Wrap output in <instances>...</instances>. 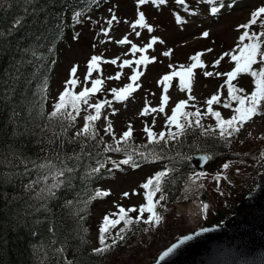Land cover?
<instances>
[{"label":"snow or ice","instance_id":"snow-or-ice-1","mask_svg":"<svg viewBox=\"0 0 264 264\" xmlns=\"http://www.w3.org/2000/svg\"><path fill=\"white\" fill-rule=\"evenodd\" d=\"M25 4H32L33 0H24ZM200 2H206L209 5H216L220 0H200ZM153 4L156 6L165 5L166 0H137V6H142L146 4ZM179 5H184L185 0H176ZM223 5L221 4V7ZM25 12L28 11L27 7L24 9ZM111 11V10H110ZM213 13H219V7H213L211 9ZM82 13H74L75 22H80V16ZM138 18L131 25L133 31L137 27L146 29L149 33L153 32V27L146 22L145 14L142 11L137 12ZM22 18L18 17L13 24L19 25ZM117 17L115 14L112 15L111 19L107 21L110 26L113 21H116ZM177 23H183L179 16L176 17ZM253 26H257L260 31L253 30ZM238 29H244V31L239 35L238 43L236 49L232 52L223 53L219 59L214 61L213 66H218L221 60L225 56L230 57V60L234 62V67L231 71L227 73L212 71H204L203 75L205 77L212 76H226L225 84L227 85V100L223 103L224 108H231L232 102L236 103V107L232 109L233 114L229 119H224L221 116L220 111H214L213 105L221 103V95L219 91L213 94L210 98L205 101L206 111L201 112L199 108L195 111L186 110L190 105L189 101L194 100L195 97L191 93V81L194 76V70L204 69L207 66L201 59L203 53L197 52L195 55L190 57L192 61L190 64L185 66L184 64L174 66L169 64L168 67L171 71L158 81L159 84L163 86V92L160 106L150 108L148 102L145 101V107L141 111V115H149L150 113H164L165 105H167L169 96L166 94L171 82L178 78L179 88L181 91L187 90L189 92L188 99L180 100L176 103L175 107L171 110V115H166L165 117V129L160 131L158 134L155 133L151 127L145 125L143 132L146 133L147 144L133 146L131 143L132 138V127L128 126V130L124 131L119 139H116L115 134L112 130L111 122L107 123L104 131L106 134L112 135L114 144L106 145L104 148L105 152H117L124 153V159L120 161H110L115 169H119L121 165H130L131 167H137L136 157L142 159H163L168 158L174 160L173 157L162 156L165 148L169 145V142L180 143L181 137H186L190 134H197L201 137H218L219 139L230 142V138L234 137L236 134L240 133L246 124L253 121L254 117L260 116L264 117V5L257 7L250 14V19L247 23L240 24L237 26ZM11 29H9V34ZM105 36L108 35V29H102ZM136 36L140 33L137 31ZM0 33V36H3ZM204 38L209 36L207 31L202 33ZM76 38V37H74ZM247 41V42H245ZM164 43V41L159 40L153 36L151 41L147 43L144 47H137L136 44H131V41L125 37L118 41L120 45L131 44V52L133 55L136 53H141L138 59L124 60L120 65V68L125 67L132 69V75L128 78L129 83H127L122 88H112L111 92L113 94V99L116 102H123L129 99V97L140 87L137 81L142 75L143 71H140V66L146 67L147 65L155 62V57H149L145 55L148 49H152L157 43ZM211 52L212 49H207ZM171 50L163 52V55L168 57L171 56ZM35 55V53H33ZM102 57L99 55H93L87 63V75L86 80L92 77L94 72L100 70V64ZM104 63L116 64V59L111 61H104ZM137 67H132L133 64ZM255 66V67H254ZM78 66L74 65L70 69V78L65 82L64 91L59 95L58 101L54 105V110L48 115L47 123L41 128V132L44 133L46 139V147H42L41 151L45 155L41 158V162L31 160L28 157H23L20 159V163L24 165L25 171L24 175H31L32 169L36 171V179L31 180L27 185H25V190L28 192H35L32 197L37 201H43L40 207H36V211H40V208L46 209V203L50 199H54L57 192L63 187H71L72 180L81 167H84V176L82 179L91 178L101 172V169L105 167V162L100 160L96 161L97 166L92 167L89 165H83L85 158H91L92 153L86 151L88 147L87 141L96 140L98 133L95 129V122L101 118L102 109L105 106H111L112 101L104 100L102 102L90 103V99L94 94L102 91V86L104 81L97 77L91 79V87H84L81 91L76 92L74 89L78 85L79 81L76 78ZM241 74H247L253 78L255 88L250 94H243L244 89L238 88L233 84V81ZM121 73L117 72L115 77H108V79H119ZM223 87V86H222ZM44 97H42L43 100ZM195 107V105H191ZM91 109L92 111H89ZM84 111L86 115L83 116L85 121L83 127L76 131L74 134L69 135L70 128L75 126V121L77 117ZM41 111L43 109L41 108ZM210 115L215 119V125L205 126L202 123V119L205 116ZM43 119V116L41 117ZM107 119V117H105ZM153 126L155 125V118L152 121ZM59 131H56V128ZM174 129V130H173ZM50 134V135H49ZM101 141H97L100 143ZM66 145H77L79 151H72L70 154L65 150ZM149 145L152 147L149 148ZM143 149V150H141ZM159 149V151H157ZM186 158V157H185ZM210 157H204V159H209ZM225 168L228 167L227 164L224 165ZM111 171V169H109ZM175 171V169L165 166V168L157 173L153 177L147 179V181L140 185L144 189V197L146 203L142 204L139 208L132 207L125 209L124 207H119L118 212L111 213L110 215H105L103 217L102 223L99 227V246L93 249V253L96 255H102L109 251L112 247L118 244L119 241L125 239L123 233L134 224H139L141 221L144 224H156L158 225L162 219L161 215L157 211L158 207H165L161 205V201H166L168 199L164 184L170 177V174ZM197 177L203 176L204 173H196ZM38 188V190H37ZM159 193V197L157 194ZM137 193L133 192V195ZM110 195L109 191L97 190L93 195L90 196L89 200L103 198ZM125 197L129 193H123ZM88 201H85L87 203ZM66 207L72 206V201H66ZM34 207V206H33ZM207 210V205H203V211ZM133 212H138L135 218H132L129 214ZM148 214L147 219H144V215ZM117 217V218H111ZM123 222V227L119 229L116 236H112V229H115L117 225ZM52 231V229H48ZM206 231V230H205ZM195 235H199L196 233ZM111 239L112 243H106L107 240ZM194 239V235H186L177 240L176 243L172 244L170 247L164 251L157 260V264L160 261H164L166 257L174 254L177 249L184 245L187 241ZM53 244L56 243L55 240L52 241ZM66 249L64 247L56 248V254H62ZM43 264V261L41 262ZM63 264H73L72 260L65 257Z\"/></svg>","mask_w":264,"mask_h":264},{"label":"trees","instance_id":"trees-1","mask_svg":"<svg viewBox=\"0 0 264 264\" xmlns=\"http://www.w3.org/2000/svg\"><path fill=\"white\" fill-rule=\"evenodd\" d=\"M75 1L33 0L32 4H25L24 0H0V33L4 34L0 36V264H41L42 261L56 264L54 260L60 261L63 254L79 264H97L95 256L84 250L81 222L77 218L83 204L77 198L89 193L90 183L100 174L87 182L82 179L84 167H81L70 188L63 187L54 199L48 200L47 210L36 211L44 202L32 198L35 192L25 190L29 175L23 174L25 168L20 163L23 157L39 163L45 155L41 148L47 145L41 128L49 115L48 86L54 75L58 47L66 34L59 18L64 6ZM18 17L22 18L21 23L13 27ZM131 143L136 146L132 139ZM215 147V141L197 134L181 137L180 143L170 142L161 155L175 158L169 159L175 171L165 185L175 192L189 166L190 153H208ZM104 148L96 146L95 153L88 145L85 150L92 157L85 158L83 165L95 167L102 154H118L105 152ZM65 150L70 154L79 151V147L66 145ZM107 160L112 165V159ZM29 169L36 176L31 165ZM69 200L72 206L66 207ZM60 247L66 251L56 254L55 249Z\"/></svg>","mask_w":264,"mask_h":264},{"label":"rangeland","instance_id":"rangeland-1","mask_svg":"<svg viewBox=\"0 0 264 264\" xmlns=\"http://www.w3.org/2000/svg\"><path fill=\"white\" fill-rule=\"evenodd\" d=\"M109 4L113 6V12L106 14V18L111 19L112 15L115 14L117 17L116 21L109 26L108 35L105 36L101 28L95 33H90L93 29L92 23H86L83 27L84 31H87V35L79 36L76 43L72 41L71 37H68V43L63 47V50H59L61 53L58 64H61L59 69L56 70L57 76L52 85L51 98L58 101L59 95L64 91L65 82L70 78V69L72 66H78L76 78L79 83L74 89L81 90L84 86L97 77L104 81V86L110 85L112 88H122L129 83V77L132 75V69L125 67L120 68V65L124 60H133L139 58L141 53L135 55L131 52V44H136L137 47H144L149 43L153 36L164 43H157L152 49H148L145 55L150 58L155 57V62L147 65L146 67L140 66L139 70L143 71L144 75L140 77L137 83L140 87L129 97L128 100L123 102H117L107 110V123L111 122L112 130L116 138H120L124 128H128L131 125L132 130L139 132L145 125H151L156 132H160L165 126V118L162 113H150L149 115H141V111L145 107V101L148 102V106L159 107L160 103L157 101L160 84L158 81L165 75L166 71L171 70L168 65L179 66L181 64L187 65L188 61L194 50H202L203 55L210 60V58L219 59L220 56L225 52H232L238 43V34L240 29L238 25L246 22L250 16V10L258 7L260 1H249L242 5H232L228 8L227 13L219 12L216 17L207 18L208 21L203 19V13H189L186 11L188 0H185L183 10L176 7V0H166L165 5H160V11L154 8L155 5L151 4L146 7L145 19L153 27V32L149 33L146 29L137 27L133 31L131 25L137 19L133 12L138 7L137 0H107ZM176 3V4H175ZM97 18V15H93ZM179 16L183 23H177L176 17ZM183 16L184 19L181 17ZM140 35L136 36V32ZM203 31H207L209 36L204 38L202 36ZM98 37V39H94ZM127 37L131 44L119 45L118 41ZM96 47L98 49L96 50ZM207 49H212L208 52ZM171 50V56H164L163 52ZM93 55H99L102 57L101 67L98 72H94L92 77L88 80L85 79L87 75V60ZM116 59V64L104 63V61H111ZM212 61V60H211ZM218 66L214 68L213 73L220 72L226 73V68L230 61V57L225 56L221 60ZM164 64V65H163ZM167 65V66H166ZM132 67H137L135 63ZM117 72H120V78L108 79V77H115ZM221 76L203 77L201 73H197L194 76L193 90L198 92V98H195L198 106L203 110L205 108L204 98L210 95L208 91L213 90V93L217 90V82ZM240 84L252 85L251 77L249 75L239 76ZM193 92V91H192ZM113 97V94L111 92ZM170 96L175 101L176 99H183L182 93L176 91H170ZM90 103H95L91 101ZM229 113V111H228ZM226 113V114H228ZM155 118V125L153 126L152 121ZM258 119L257 128L253 133L246 131L244 127L240 133H238V139L244 137L258 138L254 142V147L258 149V155L261 153L262 143L264 145V117H254L253 121ZM251 141V139H249ZM231 158H235L231 156ZM244 159V158H242ZM232 162L230 160L217 161L207 167L202 173L203 176L197 177L195 174L192 176L196 179L205 183L216 182L218 185L224 177H229L233 182H237L231 176L226 175L222 172L224 164L228 166ZM248 169L247 172L237 174L239 179L245 184L238 186L237 191L248 190L252 187L253 176L252 172L263 167L264 160L254 159L252 163L245 162ZM253 167V168H252ZM152 169H137L131 170L124 176L120 173L116 175L117 179L114 180H103L99 183V187L104 191H109L110 195L105 199L101 200L96 207L95 221H98L102 211L107 208L108 210L114 208L115 204H121L127 209L132 204H138L140 201V191L138 184L145 177L150 174ZM220 171V172H219ZM228 172V170H225ZM234 187V186H232ZM229 188V187H228ZM129 193L127 197L123 193ZM133 192L137 193L133 195ZM207 213L209 219L213 218V206L211 201H207ZM97 215V216H96ZM126 248L121 250L123 254ZM137 252V250H136ZM115 260H112L113 264ZM129 264H139L138 260L132 259L128 262Z\"/></svg>","mask_w":264,"mask_h":264},{"label":"bare ground","instance_id":"bare-ground-1","mask_svg":"<svg viewBox=\"0 0 264 264\" xmlns=\"http://www.w3.org/2000/svg\"><path fill=\"white\" fill-rule=\"evenodd\" d=\"M193 85L194 81L192 80V89ZM218 91L221 92L222 89L217 83V90L213 94H216ZM212 92L213 90L208 91L210 94ZM192 95L195 98L199 97L198 92L196 91L195 93V90H193ZM206 100L207 99L204 98V103ZM225 101V99L221 98V103L214 104L213 110L220 111L222 118H230L233 114L232 109L236 107V103L232 102L231 108H224L222 105ZM176 103L178 102H175L173 105H165L166 113L174 108ZM196 108H199L203 113L206 111V104L203 110L197 103L194 110H191L190 107L186 110L195 111ZM204 120L210 122L214 121L215 119L210 115L205 116L202 119V123L205 126L215 125L214 123L209 125L205 124ZM257 123L258 119L246 124V131L256 133L257 131H255V129L257 128ZM152 130L157 134L159 133L156 132L154 128H152ZM260 137L253 138L250 136L240 140L238 136H234L230 138V142L228 143L218 137H211L210 139L215 141L216 144L213 151L208 153H204L203 151L190 153V156L198 158L203 163V166L188 161L189 166L186 173L182 174L180 177L175 192H172V190L164 184L168 199L166 201H161V205H165V207L157 208V211L162 217L160 223L158 225L144 224L141 221L139 224L129 226L125 233H123L125 236L124 240L119 241L117 245L104 254L96 255L93 253V249L99 246V227L103 217L118 212L119 207H124L121 204H115L114 208L108 210L107 213V208H105L99 216L96 215L99 219L95 221L96 207L101 200L106 198L89 200L90 196L93 195L95 191H104L99 187V183L103 180L117 179L116 175L118 173L124 176L131 170L152 169L150 174L138 184L140 191L139 203L132 204L128 207L139 208L142 204L146 203L144 197L145 190L142 189L140 185L145 183L148 178L153 177L155 173L163 170L165 166L172 168L169 159H142L137 156V167L121 165L119 169H115L108 163L107 159L118 162L124 158L115 153L107 156L102 154L101 162H105L104 171L102 170L99 173L100 175L90 183L89 193L77 198V201L83 204L81 211L77 214V218L81 222L85 252L95 256L97 264H111L112 260H115L113 264H129L128 262L132 259L138 260L139 264H157L159 256L166 251L168 247L176 243L179 238L186 235H194V239L187 241L177 249L174 254L166 257L164 261H160V264H264V228L262 230L257 228L260 225L264 226V221L255 223L253 215L256 209H247V205L252 204L254 199L264 190V165L257 171L255 169L253 170L252 175L254 176L251 188L244 191H237L239 185L242 186L245 184V182L241 181L237 176V174L247 172L248 167L245 162L250 161L253 165L254 159L264 160L263 143L261 146V156L258 155V149L254 147V142ZM203 138L208 139L209 137ZM249 139H251V141H249ZM139 145L141 144L136 143V146ZM206 156L210 158L204 159ZM231 156L235 158H231ZM223 160H230L232 163L227 168L224 167V164L221 171L231 176L237 182H233L229 177H224L219 185L215 181L212 183H201V181L196 180L192 176L193 174L203 172L214 162ZM109 169H111V171H109ZM225 170H228V172H225ZM33 174L34 173H31V175L26 177L27 181L33 177ZM178 193L183 194L188 199L190 203L189 206L182 205L177 201L176 195ZM158 197L159 193L156 198ZM85 201L88 202L85 203ZM207 201H211L214 204V216L211 219H209L207 210L203 211V205L206 204ZM237 213H241V215L238 216ZM129 215L135 218L138 212H133ZM147 216L148 214L146 213L144 219H147ZM233 219H236V221L233 222L234 229L231 230L228 222ZM244 219L247 223L241 224ZM121 227H123V222L117 225L115 229H112L113 237L116 236V233ZM236 227L239 228L236 230ZM220 232H227L228 235L218 240H213L207 245V248H205L203 244L195 243L197 239L205 235ZM196 233H199V235H195ZM106 243L111 244V239L107 240ZM125 248L126 251L123 254L121 250ZM65 257L69 259L66 254H63L60 261L55 259L54 262H56V264H63ZM69 260H72L73 264H79L73 259Z\"/></svg>","mask_w":264,"mask_h":264},{"label":"water","instance_id":"water-1","mask_svg":"<svg viewBox=\"0 0 264 264\" xmlns=\"http://www.w3.org/2000/svg\"><path fill=\"white\" fill-rule=\"evenodd\" d=\"M247 209H256L254 212V219L255 223H258L260 221H264V190L254 199V202L252 204L247 205ZM238 216L241 215V213H237ZM236 219H233L232 221L228 222V225L231 227V230L234 229L233 222H235ZM237 223V222H236ZM235 223V224H236ZM247 221L244 219V221L241 224H246ZM255 225V224H254ZM239 227H236L237 230ZM259 230H262L264 228L263 225H260L257 227ZM228 235L227 232H220V233H214V234H208L204 237H201L195 241L196 244H203L205 248H207V245L212 242L213 240H218L222 238L223 236Z\"/></svg>","mask_w":264,"mask_h":264}]
</instances>
